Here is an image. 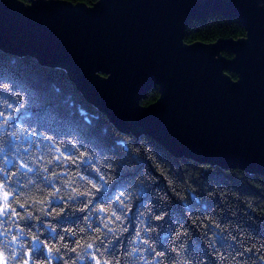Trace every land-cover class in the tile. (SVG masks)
<instances>
[{"label": "clouds", "instance_id": "clouds-1", "mask_svg": "<svg viewBox=\"0 0 264 264\" xmlns=\"http://www.w3.org/2000/svg\"><path fill=\"white\" fill-rule=\"evenodd\" d=\"M133 139L169 154L147 131L117 135L66 69L0 47V264H264V223L219 164L170 179V198Z\"/></svg>", "mask_w": 264, "mask_h": 264}, {"label": "water", "instance_id": "water-1", "mask_svg": "<svg viewBox=\"0 0 264 264\" xmlns=\"http://www.w3.org/2000/svg\"><path fill=\"white\" fill-rule=\"evenodd\" d=\"M260 4L264 0H0V47L68 68L85 97L119 128L147 131L176 156L264 174ZM213 13L238 18L248 37L184 42L189 21ZM154 86L160 97L142 104Z\"/></svg>", "mask_w": 264, "mask_h": 264}, {"label": "trees", "instance_id": "trees-1", "mask_svg": "<svg viewBox=\"0 0 264 264\" xmlns=\"http://www.w3.org/2000/svg\"><path fill=\"white\" fill-rule=\"evenodd\" d=\"M24 3H29L31 0H21ZM74 3L83 2L87 5H93L99 0H68ZM248 37V30L246 26L238 19L225 16L223 14L213 13L205 16L202 19L190 20L185 29L184 42L194 43L196 41H204L208 43L216 42L221 38H235ZM223 55L227 58H233L234 55L229 51H224ZM45 65V64H44ZM48 66V65H47ZM53 69H66L68 78L75 85L76 90L82 94V98L88 105L96 106L101 114L107 118L108 121L115 128L117 135L119 134H131L138 130H124L119 128L110 118V116L101 109L98 104L90 102L78 87L77 83L73 80L72 71L66 67L50 66ZM232 78L238 79L239 75L236 72H227ZM161 95L158 86H154L147 94V96L141 101L144 105L157 100ZM157 140V139H156ZM158 141V140H157ZM107 143H111L107 141ZM131 148L139 150L143 163L147 166L149 171L157 179L155 189L162 195L167 194L172 198V192L169 188L170 179H180L189 174L190 171L196 172L197 175H202L205 178L212 176V172H206V168H211L207 162L187 158L185 156H176L169 150V154L163 158L156 156H150L149 153H154V149L151 144H141L135 139L131 142ZM210 163V162H208ZM212 163V162H211ZM213 165L219 164L222 168L215 169V176L219 184H222L225 188L233 189V195L229 196L230 200L239 204L241 210V216L251 217L252 220L264 223V174L254 170H246L241 167H225L220 163L213 162ZM196 183L195 180L190 181ZM227 195V193H226ZM209 204H220V197L217 195L214 200L209 201ZM220 207H223L220 204Z\"/></svg>", "mask_w": 264, "mask_h": 264}]
</instances>
